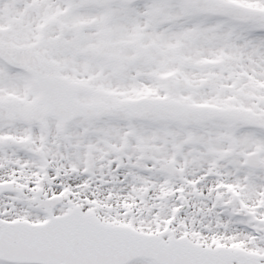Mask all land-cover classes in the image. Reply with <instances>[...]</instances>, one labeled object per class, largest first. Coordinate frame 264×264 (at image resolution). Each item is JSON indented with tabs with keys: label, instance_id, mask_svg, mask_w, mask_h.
Instances as JSON below:
<instances>
[{
	"label": "snow or ice",
	"instance_id": "obj_1",
	"mask_svg": "<svg viewBox=\"0 0 264 264\" xmlns=\"http://www.w3.org/2000/svg\"><path fill=\"white\" fill-rule=\"evenodd\" d=\"M0 264H264V0H0Z\"/></svg>",
	"mask_w": 264,
	"mask_h": 264
}]
</instances>
